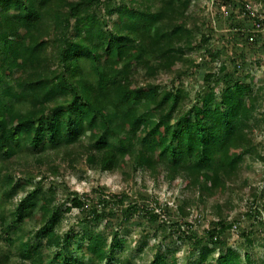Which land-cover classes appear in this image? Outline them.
<instances>
[{
	"label": "trees",
	"instance_id": "obj_1",
	"mask_svg": "<svg viewBox=\"0 0 264 264\" xmlns=\"http://www.w3.org/2000/svg\"><path fill=\"white\" fill-rule=\"evenodd\" d=\"M202 3L215 7L216 21H226L222 30L236 46L264 51V16L252 6H264V0H0V239L7 245L0 244V264H113L124 242L115 230L107 246L106 233L137 216L155 226L154 238L169 228L180 242L189 241L198 251L194 264H264V242L261 259L228 246L217 250L226 242L221 232L239 226L237 220L226 223L230 198L211 205L216 220L202 236L193 227L203 217L192 215L196 202L205 209L207 200L232 184L245 156L264 164L253 143L255 130L264 131V87L244 82L248 74L236 77L245 68L243 54L229 59L232 73L225 63L216 74L206 73L205 88L193 98L180 83L175 86L178 78L170 87L157 83L160 76L172 77L177 62L184 75L197 49L210 62L221 57L209 48L213 29L202 32ZM234 10L247 20L243 25L234 22ZM82 161L86 172H119L124 183L140 173L143 188L145 176L179 179L186 186L176 216L157 197L151 205L123 207L125 195L109 198L101 186L70 192L61 202L43 192V181L78 173ZM72 211L80 219L74 245H80L83 261L71 256L73 230L60 233ZM262 214L264 203L253 202L243 216L264 226ZM251 230L240 232L248 243ZM45 249L54 251L52 257ZM176 253L158 251L149 264H176Z\"/></svg>",
	"mask_w": 264,
	"mask_h": 264
},
{
	"label": "rangeland",
	"instance_id": "obj_2",
	"mask_svg": "<svg viewBox=\"0 0 264 264\" xmlns=\"http://www.w3.org/2000/svg\"><path fill=\"white\" fill-rule=\"evenodd\" d=\"M233 1L238 2L241 0ZM252 6L264 16V6L262 4ZM200 8V14L204 18L202 32L210 34V28L213 29L212 31L214 33L212 34L211 45L209 48L220 50L221 57L215 60V62H210L206 57V54L197 49L190 54L189 59L192 61L193 66L187 69L184 75L179 73L181 63L177 62L170 67L172 77L160 76L157 83L160 84L161 87H170V80L178 78L175 86L180 83L186 91L190 93V97L193 98L197 91L205 88L203 77L206 73L216 74L220 65L224 63L226 66V72L232 73L233 65L230 64L229 59L232 56L243 54L245 56V68L241 73H238L236 77L243 79L244 74H248L249 77L244 79V82L252 84L255 88L264 87V51L257 49L256 47L251 49L249 46L245 45H242L241 47L239 45L236 46L235 41H231L232 35L227 31L222 30L226 21L222 19L216 21L217 17H214L213 15L215 7H211V3H202ZM222 13L224 19H228L227 12L224 13L222 11ZM233 20L234 22L242 23V25L247 21L243 15L235 10ZM221 36L223 37V40L221 39ZM193 44L198 46L199 39L196 38ZM203 61H205L204 64H206V67L203 65V68H200ZM262 95L263 106L260 112L264 114V91ZM253 143L256 146L257 151L264 155V131H259L258 129L255 130ZM62 167L64 169L65 166ZM77 171L78 173L76 172L75 174L66 172L64 176L56 178L54 182H50L49 179L43 181L41 184L43 192L48 191L50 195H54L61 202L68 197L70 192L88 193L92 187L101 186L104 188V191L109 198L113 195L118 197L125 195L126 199L123 202V207H126L134 201H139L145 205H151L152 202H150L149 199L151 197H157L164 204H170L169 211H171L172 215H175L178 201L181 198V195L184 194L186 186V184H182L179 179L169 183L161 174L156 179H149L145 176L147 178V188H143L140 185V173L132 176L127 183H124L121 181L122 175L119 172L112 174L86 172L83 161L77 163ZM53 185H56V187L58 186L59 188L57 189L56 187H53ZM250 188H257L258 192L251 194L252 192ZM29 190L30 188L27 189V191ZM19 196H21V194ZM36 197L38 196H34V198ZM228 198H230L231 202L229 204L230 211H225L228 215L226 223L229 224L231 221L237 220L239 226L237 232L228 229L221 232V235L225 237L226 242L223 246L218 247L217 250L222 251L225 246H228L234 248L240 256H242L245 251H249L253 258L261 259V257H263V248L261 247V244L264 242V226L257 224L256 221L255 224H253L254 221H249L243 215L251 203L255 202V205L257 206H261L264 203V164L252 157L245 156L240 170L233 178L232 184H227L215 196H213V198L207 200L205 209H203L199 202L194 204L192 208L193 217L196 215L203 217L200 224L193 227L196 234L202 236L204 229L211 225V221L216 220V217L211 213V205L216 202L225 203ZM197 199H199V196H197ZM113 207L117 210L119 206ZM8 209L9 208L6 209L7 214L11 215L12 212ZM76 213V211H72L71 214H66L59 225L60 233L62 234L73 230L69 239L70 245H74V243H76L75 241L78 240L77 236L81 234L78 225L80 219L76 218ZM262 215L261 218L264 224V214ZM115 221L119 222L120 220L119 218L113 219V223H115ZM251 224L254 228L249 227ZM87 227L88 225L86 226V229ZM103 227L104 224L97 226L98 230L103 229ZM244 229H252L251 231L253 234L250 237L251 243H248L240 236V232ZM115 230H118L117 233H119L118 240H122L124 243L122 244L121 249L114 251L113 264H149L155 253L158 251L166 253L168 249H177L175 255L177 261L176 264H194L197 260L198 251H193V249L195 250V247L189 241L180 242L177 231H175V234L171 233L169 228L162 232L158 231V238H154L153 235L156 234L155 226L148 224L141 216H137L129 222L120 221L118 226L113 224L109 229V233H106L107 246L111 243ZM32 238L33 242L41 243V245L44 244V238H35V236ZM204 239L205 238L200 241L199 246H203V243L205 242ZM0 244L5 247L7 246L2 239H0ZM82 244L85 246V242H82ZM79 246L78 243L73 246L74 250L72 251L71 256L75 257L78 261H83L85 258L83 257L82 250L79 249ZM9 249L13 251L11 247H9ZM45 251L48 256L52 257L54 253L53 250L48 251L45 249ZM218 255V252L211 255L208 258L209 262L214 263Z\"/></svg>",
	"mask_w": 264,
	"mask_h": 264
},
{
	"label": "built area",
	"instance_id": "obj_3",
	"mask_svg": "<svg viewBox=\"0 0 264 264\" xmlns=\"http://www.w3.org/2000/svg\"><path fill=\"white\" fill-rule=\"evenodd\" d=\"M247 8L249 9L250 7L247 6ZM221 11H223L224 13H226V11H225V7H224V6H221ZM249 40L251 41V40H252V37H250Z\"/></svg>",
	"mask_w": 264,
	"mask_h": 264
}]
</instances>
